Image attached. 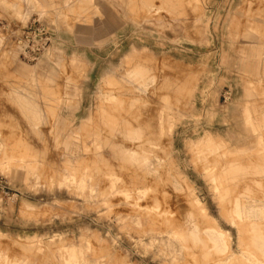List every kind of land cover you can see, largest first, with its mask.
Instances as JSON below:
<instances>
[{
	"label": "rangeland",
	"instance_id": "obj_1",
	"mask_svg": "<svg viewBox=\"0 0 264 264\" xmlns=\"http://www.w3.org/2000/svg\"><path fill=\"white\" fill-rule=\"evenodd\" d=\"M34 21L52 40L27 63L17 41ZM132 46L145 90L119 67ZM130 103L163 117L129 147L146 165L98 132ZM225 187L263 207L248 224L264 231V0H0V264H264Z\"/></svg>",
	"mask_w": 264,
	"mask_h": 264
},
{
	"label": "bare ground",
	"instance_id": "obj_2",
	"mask_svg": "<svg viewBox=\"0 0 264 264\" xmlns=\"http://www.w3.org/2000/svg\"><path fill=\"white\" fill-rule=\"evenodd\" d=\"M82 27V26H81ZM81 27H77V31L80 30ZM83 30L85 28L82 27ZM83 40L90 41L89 38H83ZM17 53V52H16ZM137 54V50L132 46L129 50V52L121 59L119 67L127 68L124 69V73L126 76V80L132 84L133 86L138 85L137 88L144 89L149 85L153 83V79L146 80V68L143 64V61L145 59H142ZM248 67V66H247ZM115 70V69H112ZM117 71V70H115ZM113 71L111 74L117 75V72ZM247 73L250 72L249 69L245 70ZM107 75V74H106ZM87 77V76H85ZM146 80V81H145ZM101 81H104L102 78ZM141 83V84H140ZM127 91V90H126ZM125 91V92H126ZM65 95H68V101L73 102V107H76L75 110L72 111L71 118L73 119V122L77 120V114L76 111L80 110V107L82 105V92H77L75 89H71L70 92L65 93ZM23 101L21 102L22 106V113L24 114V120L26 123V129L30 133V135L33 136L35 142H40V139L38 141V138L36 136L39 135V131L36 129L38 125V121L40 120L41 114L38 110H36L33 106L32 100L29 99L27 94H22ZM68 102V103H69ZM71 106V108H72ZM66 108V107H65ZM64 108V109H65ZM107 109V107H106ZM112 110V109H111ZM119 110V109H118ZM117 110V111H118ZM160 115L157 117L158 121V127L156 128L154 124V117L153 112L151 109L145 110L140 109L138 106H135L134 104H131L129 106H125L124 109L118 111L117 114L111 115L109 117H103L100 121L101 128L99 127L98 132L103 131V134L105 137L104 140V146L105 150L113 153V158L119 159L121 162H128L133 165H146L145 159H139L135 156V154L132 153L131 149L133 147L139 148L141 147V144L134 145L133 143H137V140L139 139V130L143 131V135L148 137L147 135L152 133V129L155 127L156 130L161 133V121L163 120V117ZM59 118V117H57ZM61 122H58V131L59 135L68 136V132L70 131V128ZM96 131L91 132V136L95 137ZM121 136L125 140H129L124 142L122 139V144H119V138ZM63 144L65 141H62ZM133 142V143H132ZM66 144V143H65ZM23 145H28L27 140ZM129 147L131 149H129ZM126 148V149H125ZM212 169V167H211ZM231 193V190H229L227 187H225L222 191V196L227 200V203L231 202V212L234 214L237 218L245 219L246 224L242 225L244 228H248L251 238V243L253 244L255 250L259 251L260 255L264 258V231L260 230L259 228H256L254 224H248V220L251 218H261L262 217V209L259 204H252V205H240L239 203V197H235L232 200L229 199V195ZM219 236L214 238L213 244L216 246L217 243H219ZM217 248V246L215 247ZM219 251V250H218ZM244 256L241 259L240 264H259L257 258L248 256L242 253ZM228 257H225L224 259H218L219 261L224 264L223 260L227 262ZM220 264V263H219Z\"/></svg>",
	"mask_w": 264,
	"mask_h": 264
},
{
	"label": "built area",
	"instance_id": "obj_3",
	"mask_svg": "<svg viewBox=\"0 0 264 264\" xmlns=\"http://www.w3.org/2000/svg\"><path fill=\"white\" fill-rule=\"evenodd\" d=\"M52 36L44 25L31 23L25 28L20 39L17 41L20 46L22 58L27 63L36 62L40 55L51 45Z\"/></svg>",
	"mask_w": 264,
	"mask_h": 264
}]
</instances>
